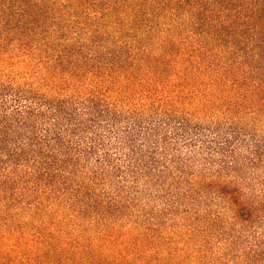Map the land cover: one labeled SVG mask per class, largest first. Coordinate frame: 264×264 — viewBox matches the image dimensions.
Returning <instances> with one entry per match:
<instances>
[{
	"label": "trees",
	"instance_id": "16d2710c",
	"mask_svg": "<svg viewBox=\"0 0 264 264\" xmlns=\"http://www.w3.org/2000/svg\"><path fill=\"white\" fill-rule=\"evenodd\" d=\"M3 54L0 264H176L180 209L264 256V0H0Z\"/></svg>",
	"mask_w": 264,
	"mask_h": 264
},
{
	"label": "rangeland",
	"instance_id": "374dc122",
	"mask_svg": "<svg viewBox=\"0 0 264 264\" xmlns=\"http://www.w3.org/2000/svg\"><path fill=\"white\" fill-rule=\"evenodd\" d=\"M17 62V65L11 67L9 66V61L4 64V54L1 56L0 83H4V79H7L5 75H7L8 77H17V79L25 77V79L34 78V80H36L37 76L31 75L29 73V70L25 68V65L19 63L20 61ZM42 89L48 91V93H50L51 95H55L57 93L53 90L45 89L44 87H42ZM127 108L128 106L125 104H122V106L120 107V109H122L123 111H125ZM110 187L112 188V186ZM123 195H125V193H123ZM164 195L165 193L154 190L152 195L150 197H147L149 196V191L143 189L141 196H132L131 201H135H133V204L131 205L129 211L125 213L129 216H132L134 221L144 223L145 219H147L149 216L148 214L152 212V214L154 213V215H157L164 209ZM221 208H223V203H217L216 205H214L211 208L212 213L207 215L206 219L208 221H210V219H213L215 215L219 213V211H221ZM182 210L183 209H180L178 211L175 222H170V219L172 218L171 215H169V217H167L166 215L165 218L160 219V222L162 221V224L165 225L162 228L165 236H168L170 238L169 240H171L169 242H166L167 244H170L169 246L171 250L169 252L174 253L178 246L176 260L175 258H173V261L176 264H241L242 257L244 258L245 251L248 250L246 249V247L250 248L255 243L252 239L254 237V233H250L243 228H238V237L240 236L239 238L245 241V243L242 244L241 242H238V244H236L235 246L234 244L230 246L227 243H221V241L216 238L217 234L214 233V229L202 226V224L206 226V223H201V226L198 223L200 226L199 229L201 230L198 231L197 229L195 233H193L189 229L186 230L187 227H185V225L183 227V224H191V222L184 221V214L182 213ZM221 216L223 215L221 214ZM125 222L126 224H129L128 220ZM130 224H132V222ZM172 224L175 226L167 227L168 225ZM204 228H206V231L202 232V229ZM2 233L4 234V232ZM259 233L264 234L263 229H260L258 234ZM189 235H192V237ZM185 240H189V246L184 244ZM260 242H262V240H260ZM262 245L264 248V240ZM184 247H186V250ZM10 248H13L12 243H10ZM0 250L4 254V240L0 242ZM223 253H227V255H223ZM252 259L254 261L253 264H264V256L254 257Z\"/></svg>",
	"mask_w": 264,
	"mask_h": 264
}]
</instances>
